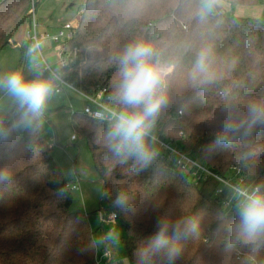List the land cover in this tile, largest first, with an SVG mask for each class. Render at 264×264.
<instances>
[{"label": "trees", "instance_id": "trees-1", "mask_svg": "<svg viewBox=\"0 0 264 264\" xmlns=\"http://www.w3.org/2000/svg\"><path fill=\"white\" fill-rule=\"evenodd\" d=\"M202 1L85 0L80 25L67 43L76 56L65 78L86 94L105 89L123 111L115 95L116 58L129 45L150 43L158 59L172 67L163 84L167 105L154 133L176 141L223 177L232 165L240 167L243 188L264 190V121L253 122L249 111L254 104L264 105V22L221 12L207 15ZM226 1L234 7L264 0ZM33 3L38 6V0H0V53L15 44L12 36L20 26L31 23ZM27 45H18V71L33 79L40 74L24 66ZM201 53L204 71L194 72ZM45 112L25 122L16 104L0 115V172L10 176L0 181V264H102L87 214L70 210L71 180L54 159L42 121ZM72 122L87 140L103 182L100 202L124 227L122 243L130 264H138L139 250L163 221L187 218L198 228L179 241L183 251L175 264H264V236H240L239 208H223L227 190L215 195L217 180L178 171L166 153L143 169L131 159L122 162L105 139L113 120L75 111ZM152 146L156 151L153 141ZM118 194L126 197V207L114 204ZM110 247L106 241L108 260Z\"/></svg>", "mask_w": 264, "mask_h": 264}, {"label": "clouds", "instance_id": "clouds-1", "mask_svg": "<svg viewBox=\"0 0 264 264\" xmlns=\"http://www.w3.org/2000/svg\"><path fill=\"white\" fill-rule=\"evenodd\" d=\"M41 47L42 42L38 40L29 47L28 53L31 55ZM116 59L119 82L115 95L125 109L107 129L105 139L116 158L122 162L131 159L143 169L151 165L157 155L152 146L151 131L167 105L163 84L170 69L158 59L154 47L144 41L129 45ZM204 60L205 54L201 53L194 72L204 71ZM58 78L53 73L47 78L40 75L27 79L22 72L14 71L0 75V91L17 102L24 117L34 121L46 109L55 91L54 81ZM249 111L253 122L264 121V105L254 104ZM224 140L221 137L218 142L223 143ZM9 179L6 172H0V181ZM238 191L242 196L237 225L240 236L246 239L264 236V190L257 186ZM114 204L126 207V197L118 194ZM197 228L198 223L192 218L163 221L148 243L139 250L138 264H154L157 261L160 264H175L183 251L179 241Z\"/></svg>", "mask_w": 264, "mask_h": 264}, {"label": "rangeland", "instance_id": "rangeland-1", "mask_svg": "<svg viewBox=\"0 0 264 264\" xmlns=\"http://www.w3.org/2000/svg\"><path fill=\"white\" fill-rule=\"evenodd\" d=\"M212 3L213 12H221L227 16L254 17L264 22V1L257 5L238 4L234 7L226 0H212ZM84 4L85 0H38L35 11L38 32L45 30L54 32L68 20L79 17ZM29 29V23L20 26L12 36L15 44L10 43L1 51L0 75L18 71L21 49L17 45L27 42L28 49L33 45L27 40ZM55 46L56 44L44 42L41 50L45 60L57 70L59 61ZM38 65L43 66L38 50L24 59V66L28 72L39 71L43 76L45 72L37 67ZM16 104L12 97L0 91V115L9 113ZM88 105L89 100L76 89L65 88L61 93L54 91L42 118L43 126L48 138L53 137L50 143L54 146L53 156L63 175L80 185V190H72L73 201L70 210L87 214L90 226L95 232L97 260L102 264H130L122 243V237L125 236L124 227L119 220L109 219L113 213L100 202L103 182L95 169L87 140L76 132L72 122L73 112L78 111L81 114ZM29 120V117L25 118V122ZM151 132L154 133V130ZM72 135L76 136V140H72ZM106 241L110 242L113 252L110 260H108L110 253L104 250Z\"/></svg>", "mask_w": 264, "mask_h": 264}, {"label": "built area", "instance_id": "built-area-1", "mask_svg": "<svg viewBox=\"0 0 264 264\" xmlns=\"http://www.w3.org/2000/svg\"><path fill=\"white\" fill-rule=\"evenodd\" d=\"M31 13V23L30 29L27 32V40L31 44H34L38 40L42 42V45L44 42L56 44L55 52L59 61V69L54 70L43 57L42 50L40 48L38 49V52L42 57L43 66L38 65L37 67H40L43 72H46L48 74L47 77H51L53 73L58 75L59 78L54 81L56 93H61L65 88L76 89L66 80L65 68H67L69 63L73 61L74 57L76 56V51H71L67 47V43L78 29L81 15L75 19L68 20L63 26L58 27L54 32H49L47 30L38 32L39 25L35 17V8L33 6ZM168 68L170 71L172 70L171 66ZM76 90L85 98H87V100H89L90 105L86 106L83 112L92 119L115 121L117 115L121 112L119 104L114 102L110 97L106 96L105 89H101L92 95L86 94L78 89ZM151 138L156 144L157 155L166 153L168 160L173 162L178 171L183 173L188 172L192 177H196L198 180H202V178L206 179L207 177H212L217 180L219 182V186L215 191V195H221L225 190H227V193L222 200L223 208H225L227 211H231L234 207L240 209L242 196L238 190H250V188H243L241 186L244 182V177L240 167L232 165L229 170L230 175L223 177L215 172L207 164L202 163L200 160L194 158L188 150H183L180 148L176 141L164 140L157 133L154 134L152 132ZM48 140L49 143H51L53 137L48 138ZM72 140H76L75 135H72ZM232 174L233 177L231 176ZM234 177H237L236 181H233ZM67 187L71 191L80 190V185L77 181H69ZM256 187L257 186L254 188ZM109 219H116V215L113 213Z\"/></svg>", "mask_w": 264, "mask_h": 264}, {"label": "water", "instance_id": "water-1", "mask_svg": "<svg viewBox=\"0 0 264 264\" xmlns=\"http://www.w3.org/2000/svg\"><path fill=\"white\" fill-rule=\"evenodd\" d=\"M37 3L33 4V7L36 8ZM202 9L203 11L207 14V15H211L214 11V5L212 3V0H204L201 3Z\"/></svg>", "mask_w": 264, "mask_h": 264}, {"label": "crops", "instance_id": "crops-1", "mask_svg": "<svg viewBox=\"0 0 264 264\" xmlns=\"http://www.w3.org/2000/svg\"><path fill=\"white\" fill-rule=\"evenodd\" d=\"M72 181V180H71Z\"/></svg>", "mask_w": 264, "mask_h": 264}]
</instances>
